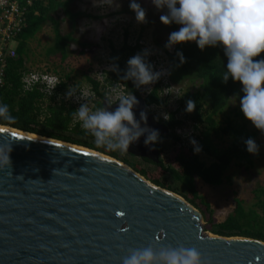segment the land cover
<instances>
[{
    "label": "water",
    "instance_id": "1",
    "mask_svg": "<svg viewBox=\"0 0 264 264\" xmlns=\"http://www.w3.org/2000/svg\"><path fill=\"white\" fill-rule=\"evenodd\" d=\"M135 97L136 119L145 111L147 127L166 135ZM145 138L128 151L157 162ZM3 144L12 151L11 167L0 168V264H121L129 248L148 244L195 247L208 264H264L263 240L208 234L193 204L110 156L0 124Z\"/></svg>",
    "mask_w": 264,
    "mask_h": 264
},
{
    "label": "trees",
    "instance_id": "2",
    "mask_svg": "<svg viewBox=\"0 0 264 264\" xmlns=\"http://www.w3.org/2000/svg\"><path fill=\"white\" fill-rule=\"evenodd\" d=\"M24 3L25 0H19ZM74 0H32L27 5L26 26L17 37L16 56L8 60L4 74V85L0 87V104H7L14 123L8 124L0 120V124L9 125L21 130L34 132L43 136L83 145L105 153L104 149L97 148L92 137L82 129L80 123L73 119L75 106L63 99L56 100L57 93L45 96L38 88L24 90L21 77L28 56V40L33 38L48 24L52 30V41L46 48V55L59 58L60 62L71 53L70 45H87L74 35V25L82 12L72 9ZM55 13H61V18ZM67 20L70 29L62 31L61 21ZM176 31V24H171L170 33ZM139 44H128L125 40L120 46L109 44L108 69L101 72L100 78H88V82L99 99L93 100V107H102L105 86L116 82L124 83L133 95L140 96L131 81H121L127 67V61L140 52ZM183 54V62L177 56ZM256 59H264V53ZM118 65L120 73L110 70V66ZM168 76L171 82L181 84L184 81L197 82V88L185 91L177 101V109L168 113V119L163 124L168 129L167 135H160L155 144L158 154H161V142L171 138L175 142L179 136L173 132L175 127L190 120L194 124L203 123L204 128L197 136V144L192 148L175 147L171 163L152 162V172L139 168L135 163L116 152H109L111 156L129 164L150 182L171 190L198 208L203 214L204 230L219 235H242L264 241V186L251 190L253 201L245 206L243 199L234 196L233 207L223 222L215 223L211 216L210 203L198 193L195 180L216 186L223 182L229 166L234 163L239 167L249 168L253 164L252 154L247 151L245 141L252 138L255 141L256 131L249 127L248 121L240 108V104L231 107V98L240 100L243 96L242 85L229 78L223 82L222 73L227 71V57L222 46L207 47L201 51L195 42L174 46L172 53H168ZM66 79L69 75H65ZM67 80H60L58 91L63 90ZM160 80L151 87L152 91L143 96L147 106L161 105L163 99L160 93ZM195 102V110L186 111L188 100ZM227 110V114L224 113ZM180 112L182 119H176L175 113ZM221 115V120L217 116ZM228 140L226 145L219 141ZM196 147L200 148L196 153ZM183 148V149H182ZM204 156L209 161L202 158ZM146 161L148 159L144 158ZM149 161V160H148Z\"/></svg>",
    "mask_w": 264,
    "mask_h": 264
},
{
    "label": "clouds",
    "instance_id": "3",
    "mask_svg": "<svg viewBox=\"0 0 264 264\" xmlns=\"http://www.w3.org/2000/svg\"><path fill=\"white\" fill-rule=\"evenodd\" d=\"M112 3V0H111ZM158 11L166 9L160 16L163 25H179L178 31L170 33L165 47L171 50L176 45L195 42L203 51L207 47L222 46L227 57V71L222 73L223 82L229 78L242 85L243 96L239 100L244 117L264 133V59H256L264 53V0H152ZM117 8L119 4L115 5ZM130 10L135 13L138 24L147 23L146 10L137 0H131ZM150 51L145 49L127 61V67L120 76L121 81H131L137 89L144 88L151 92V85L162 76L169 74L166 70L154 71L148 62ZM183 62V54L177 52ZM110 70L120 73L118 65ZM65 99L80 104L73 112V119L78 121L83 130L89 134L97 148L105 153H128L129 147L145 136L146 147L155 145L160 134L158 130L147 127V115L140 112L136 119L134 108L139 104L135 95L124 83L116 82L105 94V105L93 107L91 101L80 102L74 85L68 87ZM118 104L115 110H110ZM186 111L195 110V102H186ZM165 119L169 117L164 116ZM0 120L14 123L7 104H0ZM144 123V127L141 126ZM194 145L196 142L191 141ZM247 151L256 155L259 148L252 138L245 141ZM8 144L0 145V168H10ZM196 153L200 148L196 147ZM121 264H208L195 247L184 245L140 246L129 248L121 258Z\"/></svg>",
    "mask_w": 264,
    "mask_h": 264
},
{
    "label": "rangeland",
    "instance_id": "4",
    "mask_svg": "<svg viewBox=\"0 0 264 264\" xmlns=\"http://www.w3.org/2000/svg\"><path fill=\"white\" fill-rule=\"evenodd\" d=\"M130 2L131 0H112V3L111 0H74L72 9L82 12L83 15L77 19L72 29L74 30V35L80 41L87 42V45L71 44V53L64 61L60 62L59 58L46 55L45 53L46 48L52 41V30L48 24H43L40 31L28 40L29 52L25 61V67L28 70H49L55 72L60 80H67V86L63 91H67L69 86L74 85L77 90L81 89L85 92L89 88L91 90L88 78H100L101 72L109 67L107 62L109 44L120 46L125 40L131 45L138 43L140 45L138 49L140 50L139 53L145 49L150 51L151 54L148 57V62L154 66V71H160L161 69L167 71L168 53H172L174 50V47L171 50L165 47L170 35L171 25L165 26L160 21V16L165 14L167 10L158 11L152 4V0H137V3L146 10L147 20V23L138 24L135 19V13L130 10ZM117 4L120 5L119 8L115 6ZM57 14L60 18L62 17L61 13H55V15ZM61 22L63 32L70 29L69 21L62 20ZM179 27V25H176V31L179 30ZM66 74L69 75L68 79L65 77ZM170 84L176 87L181 95L187 90L192 91L197 88V82L184 81L178 85L170 82ZM109 86L112 87V85L105 86L101 91L105 90L106 93L111 88ZM161 97L163 104L157 106L156 112L165 114L175 110L177 100L174 97H168V94L167 97L163 95ZM96 99H99V97L91 93L90 101L92 106L93 100ZM228 104L234 107L239 104V100L231 98ZM224 113L227 114V110H224ZM177 116H179L177 119L183 117L180 112H178ZM221 117V115H218L217 119L221 120ZM193 124L192 121L185 120L184 125L182 123L179 126L180 128L177 127L178 130L176 128L173 129V132L179 138L182 136V133L188 131H192L194 136H198L203 130L204 124ZM249 127L256 131L255 143L259 148L258 154H252V166L247 169L232 163L225 173L223 182L216 186L206 184L199 179L195 180L198 193L202 194L210 203L211 216L215 223L223 222L231 212L234 196L243 199L245 206H247L254 200L251 190L258 186H264V133L256 129L251 122ZM91 140L94 141L93 138ZM215 141H219L220 145L228 143V140L220 141L219 139H215ZM176 144L177 142L171 138L164 139L161 142L162 151L161 154H158V161L161 159L163 163H171L173 148L177 146ZM116 153L126 158L129 162L135 163L139 168L150 172L154 170L152 163L156 162L154 160L146 158L149 160L146 161L145 157L136 156L130 152L125 154ZM103 154L131 167L121 159L106 153ZM202 158L207 162L209 161L204 156ZM207 232L215 234L211 231Z\"/></svg>",
    "mask_w": 264,
    "mask_h": 264
},
{
    "label": "built area",
    "instance_id": "5",
    "mask_svg": "<svg viewBox=\"0 0 264 264\" xmlns=\"http://www.w3.org/2000/svg\"><path fill=\"white\" fill-rule=\"evenodd\" d=\"M31 1L32 0H25L24 3H21L19 0H0V87L4 85V81H5L4 74L8 60L16 56L15 47H16L17 37L22 32L23 28L26 26L27 5H30ZM167 75L162 76L160 79V87H161L160 93L164 97H167L168 94V97L172 96L178 101L181 96V93L176 87H173L170 84L171 81ZM21 81L24 90H31L33 88H38L40 92L45 94V96H51L57 93L56 100L63 99L67 103L73 104L76 109L80 106V104L74 100L65 99L66 91L57 90L58 84L60 82V78L55 72L49 70L38 71L33 69L31 70L27 69L26 71L23 72ZM152 86L153 85H151L150 87ZM91 93H94L92 91V88L91 90L89 88V90L85 92L82 91L81 89L77 90V95L81 97L80 100L81 103L86 100L90 101ZM147 93L148 92L144 88H140L141 97H143ZM177 101H176L175 110L177 109ZM157 106L158 105L150 104L148 108L154 119L162 122L163 120H166L164 116L165 115L168 116V113L159 114L158 112L155 111ZM177 114L178 113H175L174 115L176 119L179 117L177 116ZM182 121L185 120L182 119ZM175 128L177 129V127ZM193 140L197 144V136H194L192 134V131L184 132L177 141L176 145L184 146L186 148H192L196 145L191 143V141Z\"/></svg>",
    "mask_w": 264,
    "mask_h": 264
},
{
    "label": "snow or ice",
    "instance_id": "6",
    "mask_svg": "<svg viewBox=\"0 0 264 264\" xmlns=\"http://www.w3.org/2000/svg\"><path fill=\"white\" fill-rule=\"evenodd\" d=\"M84 155H88V153H84ZM118 217H123L124 215H125V213L123 212V211H117L116 213H115Z\"/></svg>",
    "mask_w": 264,
    "mask_h": 264
},
{
    "label": "flooded vegetation",
    "instance_id": "7",
    "mask_svg": "<svg viewBox=\"0 0 264 264\" xmlns=\"http://www.w3.org/2000/svg\"><path fill=\"white\" fill-rule=\"evenodd\" d=\"M110 110H114V109H110ZM160 135H163V134H160ZM166 135H167V134H166ZM164 136H165V135H164ZM139 144H140V143L138 142L137 145H139ZM155 146H156V145H155ZM130 147H131V149H133V150L136 149L135 145H133V144H132ZM156 147H157V146H156ZM131 154H132V153H131Z\"/></svg>",
    "mask_w": 264,
    "mask_h": 264
},
{
    "label": "bare ground",
    "instance_id": "8",
    "mask_svg": "<svg viewBox=\"0 0 264 264\" xmlns=\"http://www.w3.org/2000/svg\"><path fill=\"white\" fill-rule=\"evenodd\" d=\"M7 127V126H6ZM8 128V127H7ZM34 135V134H33ZM37 136H39V135H37ZM91 150V149H90ZM95 151V150H94ZM102 154V153H101ZM208 234H211V233H208Z\"/></svg>",
    "mask_w": 264,
    "mask_h": 264
}]
</instances>
